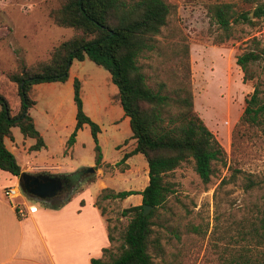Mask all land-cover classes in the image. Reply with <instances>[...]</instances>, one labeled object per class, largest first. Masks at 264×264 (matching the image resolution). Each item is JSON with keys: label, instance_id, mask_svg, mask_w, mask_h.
<instances>
[{"label": "rangeland", "instance_id": "obj_1", "mask_svg": "<svg viewBox=\"0 0 264 264\" xmlns=\"http://www.w3.org/2000/svg\"><path fill=\"white\" fill-rule=\"evenodd\" d=\"M165 1L170 5L171 11L157 38L161 45L178 42L182 46L187 45L194 109L218 140L224 154L222 159L212 162V174L206 183L195 172L192 159L183 161L164 176L171 192L153 217L154 230L160 238L167 261L171 260L173 253L180 250L182 264H220L219 258L227 252L230 245L246 242L234 241L240 231L247 230L253 223L258 225V217L259 226L261 220L264 223V123L238 122L246 105L245 99L249 97L255 84L260 88V97L264 101L263 61L250 65L255 78L246 82L242 79V70L236 64L237 55L244 50L256 45L264 47V15L254 16L255 8H264V0ZM62 2L63 0H0V94L7 99L12 111L19 98L11 90L6 75L20 72L23 64L34 65L47 60L54 46L74 34L72 28L57 26L49 16L50 10L59 7ZM220 2L232 3L238 10L247 11L251 22L236 24L235 38L219 43L215 42L219 31L210 19L207 7ZM218 50H221L223 58L218 55ZM167 53L169 57L149 52L148 58L139 59L152 87H156L155 79H165L166 74H172L177 69L172 52L169 50ZM177 70L179 75L184 72L180 68ZM68 76L71 80L78 78L81 83L84 112L97 124L108 123L109 117L104 116L108 110L105 109L106 102L112 90L117 89L109 72L88 58L83 61L74 59ZM31 94L37 103L30 112L45 130L48 145L46 151L33 158H21L32 170L29 173L35 174L48 169L51 159H60V140L69 128L71 132L74 128L75 105L72 87L52 90L36 86ZM117 107L122 111L120 104ZM118 116L117 113L111 115L113 119ZM50 120L54 121L52 125ZM110 126L112 127L111 123ZM17 133V136H22L20 132ZM119 133L121 137L130 134L129 126H122ZM79 140L84 145L76 150V157L70 161L75 165L90 160L92 156L93 147L89 144V141L92 143V138L88 126L81 128ZM130 140L126 138L123 144H129ZM137 157L141 159L137 160ZM120 159L109 168L103 166V171L111 173L101 174L100 169L93 166L94 179L96 175L99 176L105 183L112 185L111 189L114 191L142 190L148 182L144 166L146 161L142 154L132 156L130 164L126 163L127 159L124 162ZM83 166L79 165L80 170L85 169ZM130 166L137 168L139 172L125 173ZM88 175L90 173L75 182L74 196L70 199L72 203H92L91 195L95 188H88ZM249 180L255 184L247 188ZM19 190L25 200L51 208L41 200L26 195L20 188ZM128 199H106L99 204L113 238V253H118L130 218L122 215L121 211L140 204L141 195L132 194ZM261 245L264 249V242ZM151 251L156 256L153 249Z\"/></svg>", "mask_w": 264, "mask_h": 264}, {"label": "trees", "instance_id": "obj_2", "mask_svg": "<svg viewBox=\"0 0 264 264\" xmlns=\"http://www.w3.org/2000/svg\"><path fill=\"white\" fill-rule=\"evenodd\" d=\"M170 11L165 0H63L59 7L50 10L49 16L57 26L72 28L74 34L54 46L47 60L34 65L23 64L20 72L7 74V78L15 83L20 99L16 114L11 113L7 99L0 94V169L19 176L23 172L21 166L4 145L3 137L12 139L11 127L17 126L24 137L35 139L30 150L44 146L29 112L35 104L31 97L34 84L65 81L72 61L86 57L106 69L117 87L120 106L129 118L131 138L135 140L134 148L124 153L120 161L124 162L132 154H142L147 162L148 182L140 191L103 188L97 195V206L101 200L123 199L131 194H140L141 203L121 211L130 218L118 253H113L110 245L103 248L101 257H92L89 264H182L180 250L173 253L170 261L165 259L160 238L154 230L153 217L171 192L164 176L183 161L192 159L195 172L206 183L212 174V162L222 159L224 154L222 146L194 109L187 45L182 46L179 42L161 45L157 38ZM207 12L219 31L215 36V42L219 43L235 38L236 24L251 22L248 12L238 10L232 3H212ZM262 15L264 8L258 6L254 9V16ZM169 50L174 65L184 72L179 75L176 69L172 74H166L165 79H155L156 87H152L139 59L148 58L149 52L169 57ZM257 61H263L261 67L264 71V47L259 45L237 55L236 64L243 72L244 82L255 78L250 65ZM260 93L255 84L245 99L246 105L238 122L264 123V101ZM73 102L75 124L66 146L74 143L79 129L88 126L94 144V167L99 168L102 165L98 141L100 128L83 110L81 83L76 77L73 79ZM86 177L89 181L94 180L93 174ZM254 184L249 180L246 186ZM68 194L61 199L42 202L54 208L68 200ZM143 204L153 206L145 216L142 214ZM261 221L259 226L258 217V225L253 223L247 230L239 232L234 241L246 242L230 245L219 258L220 264H264V249L261 247L264 223ZM108 239L112 243L109 227Z\"/></svg>", "mask_w": 264, "mask_h": 264}, {"label": "crops", "instance_id": "obj_3", "mask_svg": "<svg viewBox=\"0 0 264 264\" xmlns=\"http://www.w3.org/2000/svg\"><path fill=\"white\" fill-rule=\"evenodd\" d=\"M217 53L221 56V50H218ZM221 58L223 57L221 56ZM9 82L11 90L18 96L15 83L10 80ZM36 86H43L47 89L52 88V90H60L61 88L70 89L72 87L73 97V80L70 79V76H68L65 81L40 82L34 84L32 91H34ZM117 95L118 90L113 89L112 94L109 96L110 98H108L106 102L105 109L107 108L108 110L105 112L104 116L109 117V122H98L100 128L98 132V141L102 152V165L98 169H100L101 174L111 173L109 171H103V166L108 164L109 166L106 168L111 167L122 158L121 156H123L124 153L129 152L135 146V140L131 138V130L130 134L127 136L121 137L119 133L122 126L128 128L129 118L124 115L123 110L119 111L117 104H120V101ZM31 97L34 99L32 94ZM34 100V105H36L37 100ZM19 107L20 99L18 100L15 110H11V113L16 114ZM112 113H117L119 115L118 118L113 119L111 117ZM30 115L33 118L35 128L39 131L42 138H45V130L40 127L41 125L31 112ZM50 121L52 125L54 121ZM55 124L57 123L55 122ZM80 131L81 129L77 131L74 143L70 147H67L66 140L69 137V132H71L69 128L67 134L60 140L58 148L60 159L56 161H52L51 159L49 168L40 172L46 171L51 175L75 177V175L82 170H80L79 165H84V168L95 165L94 149L92 156L89 158L90 160L76 165L70 163V161L76 157V150L84 145L82 142L80 143L79 140ZM11 132L13 135L12 139L6 136L3 137L4 145L14 154L22 171L27 173L32 172L29 165L26 162L23 163L21 158H33L40 152L46 151L48 148L46 138L45 140L43 138L44 146L42 148L39 150H30L29 147L35 142L34 138L24 137L17 126L11 127ZM17 132H20L22 136H17L16 134H19ZM126 138L131 139L130 143L127 145L123 144ZM89 144L92 147L94 146L93 141L92 143L89 141ZM129 145L131 148H128ZM137 154L138 153L129 156L126 163L130 164L131 157ZM140 159L141 158L137 157V160ZM146 164L144 163V166L148 173ZM138 172L139 170L137 168L130 166L125 173ZM12 185L18 186V176H14L0 169V264H89L92 257H101L103 248L111 245L108 239V222L105 213L102 207L95 204V201L97 195L103 188H112V185L105 183L99 176L96 175L93 181L87 183L88 188H95L91 195V206L86 203H72L70 199L74 196V189L68 194L70 196L68 200H65L57 207L48 209L43 207V205L38 206L31 201L25 200L21 197L20 193L16 201L21 203L19 205L24 208L22 215L3 195V189ZM128 198H130V195L123 199L129 200ZM29 204H35L36 210L34 212L28 211Z\"/></svg>", "mask_w": 264, "mask_h": 264}, {"label": "water", "instance_id": "obj_4", "mask_svg": "<svg viewBox=\"0 0 264 264\" xmlns=\"http://www.w3.org/2000/svg\"><path fill=\"white\" fill-rule=\"evenodd\" d=\"M1 137V135H0ZM95 172L93 166H88L75 175L77 179L86 174ZM18 186L28 196L39 199L41 201H48L59 194L63 189V181L58 175H51L47 173L30 174L22 172L18 176ZM153 206L143 204L142 214L145 216Z\"/></svg>", "mask_w": 264, "mask_h": 264}, {"label": "built area", "instance_id": "obj_5", "mask_svg": "<svg viewBox=\"0 0 264 264\" xmlns=\"http://www.w3.org/2000/svg\"><path fill=\"white\" fill-rule=\"evenodd\" d=\"M3 195L4 197L13 205L15 208L18 209V212L22 215L24 212V209L19 205L21 203L17 202L16 199L20 196V190L19 186H7L3 189ZM36 210L35 205H28V211L34 212Z\"/></svg>", "mask_w": 264, "mask_h": 264}, {"label": "flooded vegetation", "instance_id": "obj_6", "mask_svg": "<svg viewBox=\"0 0 264 264\" xmlns=\"http://www.w3.org/2000/svg\"><path fill=\"white\" fill-rule=\"evenodd\" d=\"M84 176L85 175L81 176L80 179L71 176H60L63 181V189L52 199H61L66 196L75 187V182L81 180Z\"/></svg>", "mask_w": 264, "mask_h": 264}]
</instances>
